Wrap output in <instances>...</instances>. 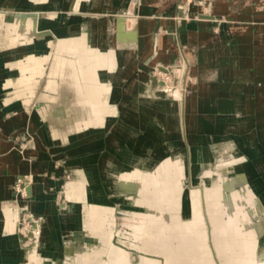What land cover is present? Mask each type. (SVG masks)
Wrapping results in <instances>:
<instances>
[{
    "label": "rangeland",
    "instance_id": "1",
    "mask_svg": "<svg viewBox=\"0 0 264 264\" xmlns=\"http://www.w3.org/2000/svg\"><path fill=\"white\" fill-rule=\"evenodd\" d=\"M194 2L0 0V104H10L7 120L17 123L20 118L14 115L22 112L31 116H22L23 125L16 131H25L10 138L14 149L38 157L26 175H0V185L13 183L9 188L16 195L12 197V190L2 195L15 206L14 219L4 208L7 217L0 225L15 247L0 249L2 263L40 259L38 264H145L148 259L159 264L158 259L160 264H264V187L257 190L252 167L247 164L245 174L238 163L250 155L258 135L264 140V124L261 119L257 125L239 120L235 106L231 110L236 122L204 117L195 110L197 99L206 104L207 114H218L220 98L237 95L221 85L217 109L203 97L206 90L198 82L206 70L200 60L205 45H195L192 31L185 34L181 26L197 21L187 9ZM220 25L216 21L206 30L215 34ZM101 73L112 75L119 90L116 101L108 91H96L106 86L98 77ZM14 85L19 89L10 90ZM120 104L128 106V119H121ZM195 113L199 128L192 135L202 132L207 146L199 142L192 157L187 117ZM176 114L179 127L172 118ZM117 124L131 136L133 148L115 134ZM41 138L47 141L45 149ZM179 140L186 169L179 161L182 152L176 150ZM232 153L239 157L231 159ZM166 159L171 160L169 174L161 164ZM194 172L201 178L198 185L192 183ZM24 177L31 183V195L21 200L17 194L26 195ZM248 179L251 189L244 184ZM195 188L200 198L193 206L188 190ZM177 200L182 206L175 208ZM65 201L68 213L62 215ZM18 204L44 216L39 231L31 230L35 241L21 245L18 232L22 235L38 223L26 210H17ZM12 220L13 237L7 233L10 224L4 225ZM62 228L69 229L62 234ZM222 229L225 233L218 235ZM29 242L31 250L21 248ZM252 244V254H245V246ZM119 249L131 260L147 257L130 262Z\"/></svg>",
    "mask_w": 264,
    "mask_h": 264
},
{
    "label": "crops",
    "instance_id": "2",
    "mask_svg": "<svg viewBox=\"0 0 264 264\" xmlns=\"http://www.w3.org/2000/svg\"><path fill=\"white\" fill-rule=\"evenodd\" d=\"M189 13L193 14L197 21L184 22L181 26L185 34L192 31L195 45L198 41L205 45L200 60L201 62L204 61L202 65L206 70L204 73L201 71L203 80L198 82L202 85L201 90L203 88L206 90V94L202 93L203 97L205 95V101L209 103L211 108L217 109L219 89L221 85H228V90L235 92L237 95V97L229 100V103L240 111L241 115L238 116V119L242 121L251 120L257 125L260 119H264V0H208L205 4L190 5ZM216 21L221 22L216 33L207 32L206 27L215 24ZM194 28L195 31L192 30ZM2 60L3 57L0 55V61ZM1 66L0 74L3 71L2 68H4V66ZM15 77L17 78L18 75L15 74ZM18 89L19 87L16 85L10 87V90ZM3 99L4 97L0 96V102ZM9 108V103L0 104V175L6 178L13 175H26L27 171L33 170L34 163L38 159V157L27 156L25 151L19 152L14 149L10 137L25 131H16V129L23 125L22 116L25 118L31 116L23 112L20 115L15 114L14 117L20 118V121L7 129L5 120L11 116ZM5 113H8V115ZM42 121L41 124H43ZM27 132L29 133L28 130ZM40 140L42 149H45L42 146V144L44 145V139L41 138ZM28 159H30L31 165ZM238 163L244 169L245 174L249 173L246 171L247 164H249L256 176L257 174L261 175L260 179L255 176V183L257 184V190L262 189L264 187L263 138L258 135L251 144L250 155ZM234 166L236 167V164ZM244 184L250 189L253 188L249 179ZM10 185H13V183L8 182L4 186L0 185V210L4 215L0 217V225L5 222L7 217L4 208L13 213L14 219V204L11 200L5 202L2 196L5 191H13L9 188ZM237 188L240 187L237 186ZM12 197L16 198L14 191ZM19 208L21 207L18 204L17 210ZM8 224L10 225L8 226ZM12 224H14L13 220L7 225L4 223L5 226H8V235L13 237L10 233ZM1 231L5 233L3 234ZM8 243L9 238L6 235V230L2 228L0 230V249L15 250V247ZM0 264L4 263L0 260Z\"/></svg>",
    "mask_w": 264,
    "mask_h": 264
},
{
    "label": "bare ground",
    "instance_id": "3",
    "mask_svg": "<svg viewBox=\"0 0 264 264\" xmlns=\"http://www.w3.org/2000/svg\"><path fill=\"white\" fill-rule=\"evenodd\" d=\"M201 2V3H206V0H195V2L194 3H192L191 5H193V4H195L196 2ZM198 4V3H197ZM186 8V7H185ZM189 6H187V9L189 10ZM192 16L191 17H193L194 15L193 14H191ZM118 20H119V18L118 17H116V22H118ZM118 26H120V23H118ZM78 28V27H77ZM73 29V28H72ZM71 29V30H72ZM78 30V29H77ZM74 37V36H73ZM76 39V38H75ZM100 39L102 40V44L103 43H105L104 42V38L100 35ZM67 40V39H66ZM68 40H70L69 38H68ZM72 40V39H71ZM106 41V40H105ZM72 42V41H71ZM75 42V41H74ZM66 42H64V44H65ZM73 43V42H72ZM67 44V43H66ZM75 44V43H74ZM73 44V45H74ZM67 50V49H66ZM65 50V51H66ZM86 57V56H85ZM81 58V57H80ZM84 60V59H83ZM83 62V61H82ZM124 62V61H123ZM84 63V62H83ZM91 63V62H90ZM89 64V63H88ZM83 68H85L84 66H83ZM87 69V68H86ZM99 73V72H98ZM111 74V73H110ZM112 76V75H111ZM111 76L110 75H108V74H100V75H98V77H99V79L101 80V81H103V83H106V86L105 87H102V88H97V92L98 93H100V92H109L110 93V100L113 102V101H116V98L118 97V92H119V90L117 89V87L112 83V78H111ZM110 83V84H109ZM35 98V97H34ZM39 98V97H38ZM229 100L230 99H228V98H224V97H221L220 98V112L218 113V114H207L208 112L206 111V104L205 103H202L203 101L201 100V101H198L197 99H196V102H195V110L197 111V112H202L203 113V116L204 117H210V118H217V119H220V120H223V121H229V122H232L231 120H234L235 121V115H234V113L232 112V108H234V105H232V104H230L229 103ZM34 101V100H33ZM132 104V103H131ZM145 105V104H144ZM120 108H121V114H122V118L121 119H128L129 118V116H130V114H128V106L127 105H125V104H120ZM135 108V107H134ZM147 108V107H146ZM145 108V109H146ZM154 109H155V107H154ZM136 110V109H135ZM148 110V109H147ZM131 111V110H130ZM129 111V112H130ZM111 112V111H110ZM157 112V111H156ZM112 113V112H111ZM143 114V113H142ZM155 114V113H154ZM162 114H164V113H162ZM167 114V113H166ZM144 115H145V113H144ZM144 115H142V117L144 116ZM148 115V114H147ZM161 115V114H160ZM174 115V114H173ZM179 115V114H178ZM146 116V115H145ZM165 116V115H164ZM135 117V116H134ZM161 117V116H160ZM152 118H154V117H152ZM155 118H156V116H155ZM168 118V117H167ZM174 120H175V123H176V125L179 127L180 126V121H179V118L177 117V114H176V116H173L172 117ZM198 118H199V116H197L196 115V113L195 114H193L192 116H190V115H188V117H187V129H188V137H189V142H190V147H191V150H192V157H194L195 155H196V153H197V151H198V148H197V146H198V144H199V142H201V145H202V147L203 146H207L204 142H205V135L202 133V132H198V133H200V135H201V137H200V139H198V133H194L195 134V137L192 135V133H193V130L195 131H198ZM145 120V119H144ZM152 120V119H151ZM155 120V119H154ZM153 120V121H154ZM160 120H162V119H160ZM166 120V119H165ZM126 121V120H125ZM138 121V120H137ZM159 121V120H158ZM157 121V122H158ZM167 121V120H166ZM261 121H262V123L264 124V119H261ZM47 122V121H46ZM120 122V121H119ZM156 121H154V123H155ZM161 122V121H160ZM236 122V121H235ZM234 122V123H235ZM162 123H163V121H162ZM166 123H168V122H165V124ZM13 124H15V120L14 119H9V120H7L6 122H5V125L6 126H12ZM157 124V123H156ZM168 124H170V122L168 123ZM236 124V123H235ZM158 125H160V124H158ZM171 125V124H170ZM169 126V125H168ZM171 127V126H170ZM170 127H168V128H170ZM165 129H167V127H165ZM171 129V128H170ZM175 129V128H174ZM176 130V129H175ZM113 131H115L116 133V135L118 134V136L120 137V138H122V140L123 141H125V144H127V146L129 145L131 148H133L132 147V140H131V136L129 137V135H127V132L126 131H124L121 127H120V125L119 124H117L114 128H113ZM128 131V130H127ZM130 132V131H129ZM131 133V132H130ZM176 140V139H175ZM165 142V141H164ZM164 142H162L163 144H164ZM174 142V141H173ZM161 143V144H162ZM163 146H165V144L163 145ZM174 146V145H173ZM130 147H128V148H130ZM216 147V146H215ZM214 146H213V148H214V150L215 149H217V148H215ZM177 148H178V150L179 151H181L182 152V155H180V158H181V156H182V160L179 158V157H176V158H179V161H181L180 163H181V165L183 166H181L183 169L185 168V166H184V164H185V160H184V146H183V143H182V141L181 140H179L178 141V144H177V147H176V150H177ZM218 150V149H217ZM133 151V150H132ZM176 152V151H175ZM180 152V153H181ZM203 152V151H202ZM239 152V151H238ZM241 153V152H240ZM142 154H143V152H142ZM233 154V153H232ZM243 154V153H242ZM177 155V154H176ZM205 155H206V153L204 154V157H205ZM171 156V155H170ZM175 157V156H174ZM191 157V158H192ZM229 158L228 159H230V156H228ZM231 157H233V158H231V159H235V158H238L237 157V155L236 156H234V154H233V156H231ZM166 158V157H165ZM226 158V157H225ZM62 159H64V156H63V158ZM171 159V158H170ZM170 159H166L165 161H163V162H161V164H162V166H163V171L164 172H166V174L168 173L169 174V171H168V166H169V164H170ZM143 160V159H142ZM193 160V159H192ZM226 161V160H225ZM146 162V161H145ZM144 162V163H145ZM159 162V161H158ZM212 162V161H211ZM214 162V161H213ZM179 163V162H178ZM179 163V164H180ZM143 164V163H142ZM146 164H147V162H146ZM156 164V163H155ZM235 165V164H234ZM233 165V166H234ZM161 166V167H162ZM171 166V165H170ZM168 167V168H167ZM160 168V167H159ZM171 169V168H170ZM182 169V170H183ZM186 169V168H185ZM233 169V168H232ZM67 169H65V170H62V171H60V174H62V173H64L65 171H66ZM68 171V170H67ZM66 171V172H67ZM186 171V170H185ZM53 172V171H52ZM174 172V171H173ZM160 173V172H159ZM162 173V172H161ZM184 173V172H183ZM197 173V172H196ZM50 175H51V173H49ZM57 175V174H56ZM69 175V174H68ZM170 176V175H169ZM58 179H60L61 181V183H62V177L61 176H59V175H57L56 176ZM61 177V178H60ZM172 177V176H171ZM204 180H205V182H208V180H210L209 179V177H208V175L206 174H204V176L202 177ZM38 179V177L36 176L35 177V180H37ZM201 178H200V176H198V174H195V172H194V174H193V176H192V183L193 184H195V185H198L199 183H200V180ZM71 180V179H70ZM23 188L22 189H24L25 190V193H26V195H23V196H20V194H17V197L19 198V199H21V200H25L26 199V196H29V195H31V183L29 182V180L26 178V177H24V180H23ZM71 182V181H70ZM204 182V184H206ZM210 182V181H209ZM161 183V182H160ZM159 183V184H160ZM214 183V182H213ZM34 184H35V182H34ZM70 183H67V186L69 185ZM204 186V185H203ZM69 187V186H68ZM182 187H187L186 186V182L184 181L183 183H182ZM68 189V188H67ZM33 190H36V186H33ZM188 190V189H187ZM233 190L234 191H238L239 189L237 188V187H235V188H233ZM21 192H22V190H21ZM65 192V190H63V193ZM167 193V192H166ZM187 193V192H186ZM188 194H189V196H190V198H189V202H191V203H189V204H191V205H193L194 206V203L193 202H196V201H198V199L200 198V194H199V190L198 189H192V190H188ZM162 197V196H161ZM226 197V196H225ZM229 198H230V196H228ZM227 197V198H228ZM35 198H37V199H40V200H45V198H41V197H35ZM180 199H181V197H180ZM183 199V198H182ZM233 199V198H232ZM174 200V199H173ZM66 202L67 201H65L64 202V204H62V205H60V212L62 213V215L63 214H65V212H64V210L67 212V210L65 209V204H66ZM171 202H174V201H171ZM232 202V201H231ZM234 203V202H233ZM229 205H232V204H229ZM171 206V205H170ZM173 207H175V208H178V207H180V206H182V204L180 203V201L179 200H177V201H175V203H173V205H172ZM185 206V205H184ZM186 206H187V204H186ZM193 206H191L192 208H193ZM20 209H23V210H26L27 212H29L30 214H31V219H33V221L35 222V223H38V224H35L34 226H32L31 228H30V230H28L27 232H25L24 234H22L21 235V233H19L18 232V235H19V240H20V245L21 244H23V243H25L26 241H28V240H30V239H33L34 241H35V238H34V235L33 234H31V230L32 229H36V231L38 230L39 231V227H38V225H39V223L40 222H42L43 220H44V216L43 215H36V214H34V212H32V210L31 209H29L26 205H20ZM233 207V206H232ZM187 209V208H186ZM176 210V209H175ZM193 211V210H192ZM196 211V210H195ZM68 213V212H67ZM196 213V212H195ZM232 213V212H231ZM199 214V213H198ZM42 216V218H40ZM140 216V215H139ZM200 216V215H199ZM141 218H142V220H141V223L143 222V220H144V222H145V219L142 217V216H140ZM40 219H42V221H40ZM196 221V220H195ZM17 223H18V221H17ZM178 223V222H177ZM17 226V225H16ZM139 226V225H138ZM137 226V227H138ZM194 226V225H193ZM11 228H12V230H14V224H12L11 225ZM185 228H186V226H185ZM216 227H214V229H215ZM223 228V227H222ZM69 228H62L61 229V233L62 234H65V233H67V232H64L63 233V231H67ZM182 229V228H181ZM188 229V228H187ZM221 229V228H220ZM137 230V229H136ZM135 230V231H136ZM155 230V229H154ZM186 230V229H185ZM192 230V229H191ZM147 232V231H146ZM146 232L144 233V234H146ZM156 232H157V230H156ZM213 232V231H212ZM216 232V231H215ZM135 233V232H134ZM225 233V229H222V230H220L219 232H217V234L219 235V234H224ZM143 234V235H144ZM157 234L160 236V234L157 232ZM215 234V233H214ZM112 236V235H111ZM133 236H134V234H133ZM142 236V235H141ZM140 236V237H141ZM187 236V235H186ZM191 236V235H190ZM196 237V236H195ZM135 238V237H134ZM181 238V237H180ZM185 238V237H184ZM217 238V237H216ZM138 239V238H137ZM178 239V238H177ZM64 240H68V239H64ZM197 241H199V240H197ZM203 241V240H202ZM62 242H63V240H62ZM33 243V242H32ZM32 243H28V244H26L25 245V247H21L22 249H26V250H31V247H32ZM203 243V242H202ZM192 244V243H191ZM63 245V244H62ZM199 245V244H198ZM183 246V245H182ZM249 247V248H248ZM204 248V247H203ZM251 248H254L255 249V245H249V246H245V254H247V255H249L248 253H251V252H253V251H251ZM120 251H121V253H123V255H125V251L124 250H121V249H119ZM200 250V249H199ZM176 251V250H175ZM249 251V252H248ZM264 251V250H263ZM193 254V253H192ZM197 254V253H196ZM199 254V253H198ZM252 254V253H251ZM126 256V255H125ZM176 256V255H175ZM126 257H128V256H126ZM141 257H147V256H141V255H138L137 256V259H134V260H131L130 259V257H128L129 258V260H130V262H135V261H138ZM150 258V257H149ZM173 258V257H172ZM151 259H154V258H151ZM264 259V258H263ZM27 260L28 259H26L25 261L27 262ZM154 260H156V261H158V263L160 264V261L158 260V259H154ZM40 261V259L38 260V262ZM85 261H87V260H85ZM38 262L36 263V262H32V264H38ZM98 262V261H97ZM154 261H150V260H148V259H146L145 260V264H154L153 263ZM261 262V261H260ZM263 262H264V260H263ZM225 263V262H224ZM105 264V263H104ZM223 264V263H222Z\"/></svg>",
    "mask_w": 264,
    "mask_h": 264
}]
</instances>
